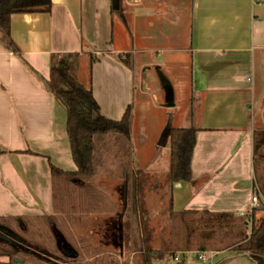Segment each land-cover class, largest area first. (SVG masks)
Instances as JSON below:
<instances>
[{"label": "crops", "instance_id": "1", "mask_svg": "<svg viewBox=\"0 0 264 264\" xmlns=\"http://www.w3.org/2000/svg\"><path fill=\"white\" fill-rule=\"evenodd\" d=\"M117 1L120 9L114 10L111 0H54L49 12L13 14L10 37L0 28V215L53 213L51 165L75 170L76 164L66 108L49 88L52 57L88 51L96 59L92 89L101 112L120 119L133 105V148L136 93L150 88L148 65L161 62L188 88L190 105L171 126L198 129L193 175L188 182H168L173 209L247 211L257 185L254 131L264 129V0ZM107 16L113 48L105 52L96 30H103ZM160 53L167 58L156 60ZM126 54L128 65L118 58ZM142 155L133 150L135 169L141 161L148 165ZM263 215L264 209L256 211ZM95 216L122 220L118 213ZM123 230L121 222L110 229L121 232L120 253ZM196 252H178L172 264H260L241 250L209 251L205 261ZM118 258L127 260L125 254ZM167 261L155 257L153 264Z\"/></svg>", "mask_w": 264, "mask_h": 264}, {"label": "trees", "instance_id": "2", "mask_svg": "<svg viewBox=\"0 0 264 264\" xmlns=\"http://www.w3.org/2000/svg\"><path fill=\"white\" fill-rule=\"evenodd\" d=\"M53 3L54 0H0V28L10 37L13 14L49 12ZM80 55L78 52L53 55L49 82V88L66 108V129L76 169L64 170L51 165L52 214L0 215V257L9 259L5 264H82L86 257L97 264L103 248L91 245L85 237L81 238V245L75 246L64 231L85 215L117 212V203L90 182L101 173H112L119 165L125 168L133 182L132 190L129 185L125 188L132 195L134 212L141 221L147 214L141 205V169H135L133 165V105L126 107L120 119L105 116L94 96L92 77L89 86L79 79ZM118 58L130 64L127 54ZM95 60V57L90 58L91 73ZM197 132L194 127L168 130L170 183L192 179ZM254 170L256 184L264 199V129L254 131ZM259 209H264V202L247 215L208 209L175 211L171 198L166 209L170 216V234L165 251L175 258L178 252L235 249L248 252L264 264V215L256 217ZM30 224L40 228L39 235L29 230ZM42 236L49 239L51 245L43 244ZM159 252L161 250L154 252L143 248L142 263L153 264L150 255L156 257ZM175 264L186 263L181 259Z\"/></svg>", "mask_w": 264, "mask_h": 264}, {"label": "rangeland", "instance_id": "3", "mask_svg": "<svg viewBox=\"0 0 264 264\" xmlns=\"http://www.w3.org/2000/svg\"><path fill=\"white\" fill-rule=\"evenodd\" d=\"M111 3L114 10L119 8L117 0H111ZM104 19L106 22L102 25L103 30H96V33L100 35L101 32L104 36L100 44L101 47L100 45L98 47L108 52L113 48L110 46V35L113 28L111 24L112 17L107 16ZM90 57L88 51L80 55L78 59V76L81 82L87 86L91 83ZM155 58L158 61H163L167 57L160 53ZM148 66H151V68H146L145 72L148 74L147 84L150 88L148 91H142L140 87L136 93L135 107L137 109V118L134 132L135 138L133 140V150L138 151L140 157L144 156L142 154L145 153V156L150 159L146 166L141 164L142 161L138 162L139 169H141L139 179L140 195L142 197L141 205L147 214L143 215V221H141L138 213L134 212L132 195L125 188L129 185V189L132 190L133 182L125 168L119 165L113 169L112 173L101 176L98 181L97 179L100 176L94 177L90 184L102 190L108 198L110 197L117 203V212L112 214H122V220L120 217L115 218L113 216L111 218L89 214L79 218L77 221L75 220L76 222L71 223L64 231L75 246L82 244L81 238L83 237L90 241L91 245L101 246L103 251L98 261H96L97 264H119V261H121L118 258L119 254H125V257H127V260L120 264H136L142 261L143 248L152 249L155 252L157 249H153L154 247H159L161 250L158 253L159 256H156L157 258L168 260L167 264H172L174 261L170 252L165 251L170 234V216L166 212L170 203V196L166 188L169 182L170 154L165 146L168 145L167 135L168 130L172 127L171 123L177 122L176 117L185 116L184 113L188 105H190L191 99L187 93L188 88H183V79L175 80L174 76L176 74L173 71H168L167 66L166 69L161 62L155 63L154 61ZM154 95L157 96V100H155ZM174 102L175 105L171 104ZM184 119L181 122H184ZM106 189L107 191H105ZM125 190H127V197L125 196ZM29 222L31 223L32 221L29 220ZM119 222L123 223L124 227L123 241L125 248L123 253H120L118 247V236L121 232L110 231L114 224ZM138 224L139 228L136 227ZM150 227L159 231L151 233ZM29 228L32 233L39 235V227L30 224ZM140 229L144 230L141 232ZM19 233L21 234V231ZM40 240H42L43 244L51 245V241L46 237L42 236ZM150 256L154 261L155 257L152 254ZM128 257L131 258L129 259ZM8 260V257H0V264H5ZM81 263L93 264L88 257Z\"/></svg>", "mask_w": 264, "mask_h": 264}, {"label": "built area", "instance_id": "4", "mask_svg": "<svg viewBox=\"0 0 264 264\" xmlns=\"http://www.w3.org/2000/svg\"><path fill=\"white\" fill-rule=\"evenodd\" d=\"M262 202H264L263 196L260 192V189L258 187V185L255 186V191L252 193L251 195V200H250V207L247 211H242L240 213V215H247L248 213H250L253 208H258L262 206ZM208 252L209 251H197L195 253V258H197L198 260H202L205 261L208 259ZM175 259L178 260L179 256L176 255Z\"/></svg>", "mask_w": 264, "mask_h": 264}, {"label": "water", "instance_id": "5", "mask_svg": "<svg viewBox=\"0 0 264 264\" xmlns=\"http://www.w3.org/2000/svg\"><path fill=\"white\" fill-rule=\"evenodd\" d=\"M171 104H173V103H171Z\"/></svg>", "mask_w": 264, "mask_h": 264}]
</instances>
